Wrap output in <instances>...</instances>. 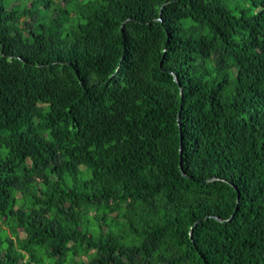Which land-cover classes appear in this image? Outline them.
<instances>
[{
    "label": "trees",
    "instance_id": "trees-1",
    "mask_svg": "<svg viewBox=\"0 0 264 264\" xmlns=\"http://www.w3.org/2000/svg\"><path fill=\"white\" fill-rule=\"evenodd\" d=\"M4 1L0 264H264V0Z\"/></svg>",
    "mask_w": 264,
    "mask_h": 264
},
{
    "label": "rangeland",
    "instance_id": "rangeland-1",
    "mask_svg": "<svg viewBox=\"0 0 264 264\" xmlns=\"http://www.w3.org/2000/svg\"><path fill=\"white\" fill-rule=\"evenodd\" d=\"M25 1H27V0H23V1H20V0H12V1H10V6H8L9 5V0H6V1H4L5 2V4L7 5V7H11V6H13L14 4H15V2H17V4L19 5V6H22L23 4H24V2ZM30 1H33V0H30ZM35 1V0H34ZM36 6H37V8H39V9H44V10H48V12L49 13H51L52 11H53V8L56 6V5H53V6H50V7H47V8H45V7H43V6H41V5H39V2H36ZM34 9H36V7H33V10ZM53 13V12H52ZM51 13V14H52ZM2 226L3 227H6V225H4V224H2ZM0 231H4V230H0ZM16 232H17V234L18 235H14L13 237H16V239H18V238H23L24 237V233L20 230V228H16Z\"/></svg>",
    "mask_w": 264,
    "mask_h": 264
},
{
    "label": "water",
    "instance_id": "water-1",
    "mask_svg": "<svg viewBox=\"0 0 264 264\" xmlns=\"http://www.w3.org/2000/svg\"><path fill=\"white\" fill-rule=\"evenodd\" d=\"M179 151L181 152V145L179 146ZM184 173V172H183Z\"/></svg>",
    "mask_w": 264,
    "mask_h": 264
}]
</instances>
